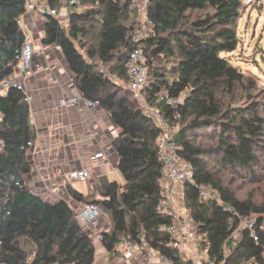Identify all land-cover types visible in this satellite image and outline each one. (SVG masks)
Returning a JSON list of instances; mask_svg holds the SVG:
<instances>
[{
  "label": "trees",
  "instance_id": "1",
  "mask_svg": "<svg viewBox=\"0 0 264 264\" xmlns=\"http://www.w3.org/2000/svg\"><path fill=\"white\" fill-rule=\"evenodd\" d=\"M28 1L0 0V82L14 74L17 53L27 41L19 21ZM36 1L58 11L63 6V0ZM134 1L81 0L83 10L69 5L67 26L59 15L44 17L42 39L44 46L61 47L81 95L99 102L118 128L123 193L117 181L101 189L98 197L69 186L70 201L51 204L24 188L32 170L24 150L32 140L31 107L25 92L0 90V138L5 142L0 152V264H96L93 239L75 216V209L86 204L98 205L109 217L103 244L108 252L129 235L135 241L145 236L156 250L173 257L171 237L162 230L171 219L156 210L163 196V130L132 91L101 73L128 83L129 54L139 47L149 59L143 91L147 103L173 130L180 156L193 166L197 184L215 194L203 199L199 189L185 190L198 230L209 239L210 256L226 264H264V231L257 239L248 231L238 241L232 239L240 216L264 212V195L241 199L231 188L233 182L226 184L222 170L215 172L205 160L216 156L221 167L256 177L259 153L264 155V102L252 103L257 82L224 56L238 48L235 25L242 0H149L154 31L140 41L142 18L131 8ZM195 13L200 15L194 18ZM161 60L172 63L161 67ZM163 90L171 98H183L182 104L177 109L168 105L160 97ZM240 92L239 99L250 102L248 106L236 105ZM207 128L218 129L213 133L216 146L209 149L197 144L199 132ZM226 247L231 249L228 255Z\"/></svg>",
  "mask_w": 264,
  "mask_h": 264
},
{
  "label": "built area",
  "instance_id": "2",
  "mask_svg": "<svg viewBox=\"0 0 264 264\" xmlns=\"http://www.w3.org/2000/svg\"><path fill=\"white\" fill-rule=\"evenodd\" d=\"M63 0L61 11L49 7L46 3L30 0L27 3L28 12H38L42 16H57L62 11L69 14V5L78 6L79 10L84 7L81 0ZM254 0H249V4ZM149 0H135L132 10L138 11L142 18V30L137 36V41L148 38L154 31L153 23L148 19ZM20 22V21H19ZM57 50H61L60 46H56ZM35 48L27 39L23 47L18 51V65L15 67L14 74L0 82V90L6 91L9 88H17L26 93V101L30 103L31 97L27 94L22 80H25L30 74ZM146 52L141 48L134 49L129 54L127 63L128 83L118 80L110 73L101 70L106 77L114 80L132 91L138 98L145 99L143 91L148 85L149 65ZM73 91L76 95L61 100L60 105L67 109H81L82 107L101 108L100 103L85 99L74 87ZM162 100L173 108L182 104L183 98L174 99L170 97L168 90L160 93ZM146 101V99H145ZM147 107V108H146ZM152 117H154L163 133L160 136L161 143V159L164 164V177L161 181L163 196L157 204L156 210L161 215L171 219L169 224L164 225L162 230L171 237V248L175 251L173 257L163 255L156 250L145 236L140 241H135L132 236L126 237L124 243L116 245L113 252H108L105 248L104 264H226L225 261H219L210 256L209 239L202 235L198 226L192 217L191 211L185 200V190L187 187H195L199 189L200 196L203 199L215 197V194L206 188L200 187L195 178V170L193 166L184 161L180 156V150L174 142L173 133L169 125L160 117L159 112L151 108L146 101L143 106ZM2 126V117L0 116V128ZM5 142L0 138V152L4 150ZM34 147L31 140L24 150L27 155ZM104 154L99 153L92 157L93 160L103 158ZM91 174L88 168L75 169L67 174V179L71 182H87L90 180ZM21 186V184H17ZM75 216L82 224L86 233H89L96 246V255L98 253L97 246L104 247L105 233L109 230V222H102L103 212L96 204H86L81 208L75 209ZM239 227L234 231L232 237L241 238L242 233L248 231L250 236L257 239L259 231H264V212L252 213L239 217ZM225 252L228 255L231 249L226 247Z\"/></svg>",
  "mask_w": 264,
  "mask_h": 264
},
{
  "label": "crops",
  "instance_id": "3",
  "mask_svg": "<svg viewBox=\"0 0 264 264\" xmlns=\"http://www.w3.org/2000/svg\"><path fill=\"white\" fill-rule=\"evenodd\" d=\"M30 15L27 11L20 18V25L35 48L30 74L22 80L31 97L34 147L27 155L32 170L25 176L22 186L51 204L70 201L69 186L85 196L98 197L101 189L117 181L123 193V179L118 170V128L103 108L61 107V100L76 95L73 88L77 86V78L70 73L61 50L55 45L42 44L46 19L37 17L32 21ZM37 19L42 29L36 35L33 22ZM99 153L104 157L93 160L92 157ZM82 168L90 170L89 181L67 179L70 171ZM102 250L101 259L97 260L96 255V264L106 263V250L104 247Z\"/></svg>",
  "mask_w": 264,
  "mask_h": 264
},
{
  "label": "rangeland",
  "instance_id": "4",
  "mask_svg": "<svg viewBox=\"0 0 264 264\" xmlns=\"http://www.w3.org/2000/svg\"><path fill=\"white\" fill-rule=\"evenodd\" d=\"M32 21L38 18H44L38 12H30ZM200 15V13H195L192 16L195 18ZM58 16V15H57ZM59 18L63 20V24L67 26L68 15L64 11L59 14ZM40 19L33 22V29L35 34H39L42 29V23ZM143 26V23H142ZM235 29L239 38L238 48L235 52L230 54H224V56L230 61V63L243 72L245 75L252 77L257 82V91L255 93V98L252 103L264 102V0H254L253 3L249 4V0H242V9L240 13V18L237 20ZM161 67H168L172 63L170 60L158 61ZM4 93V92H2ZM238 93L237 97H233L236 100L238 106H248L250 102L245 100L241 101L239 99ZM135 97H137L135 95ZM138 98V97H137ZM146 99V98H145ZM145 99L141 97L138 98L140 104L146 106ZM235 103V102H234ZM147 108V107H146ZM216 129V130H215ZM177 131V129L175 130ZM218 129H204L199 132L197 136V144H200L206 149L216 146V136L214 132ZM173 133V130L171 129ZM197 135V134H196ZM261 158V164L256 168L257 176L253 177L251 174L242 171H232L230 169H225L221 167L219 162H217L216 156L205 157V160L210 164L215 172L222 170L221 176L224 178L226 184L232 183V190H234L241 199H245L251 194L255 197L261 198L264 195V155L259 153ZM221 168V169H220ZM102 222H110L109 217L104 215ZM234 241H238L237 238L232 237ZM97 260L102 258V247L97 246ZM101 254V255H100Z\"/></svg>",
  "mask_w": 264,
  "mask_h": 264
}]
</instances>
